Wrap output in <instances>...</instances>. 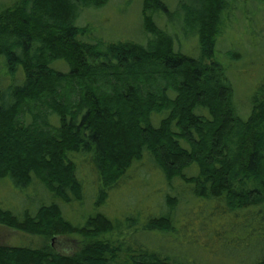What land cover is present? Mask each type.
I'll return each instance as SVG.
<instances>
[{
    "label": "trees",
    "instance_id": "trees-1",
    "mask_svg": "<svg viewBox=\"0 0 264 264\" xmlns=\"http://www.w3.org/2000/svg\"><path fill=\"white\" fill-rule=\"evenodd\" d=\"M109 1L15 0L0 8V182L40 184L53 199L21 217L0 209V225L47 239L80 238L73 254L0 245V264H192L187 241L178 255L135 247L115 239L122 221L97 213L76 226L63 214L61 204L92 205L96 184V206L124 194L148 163L162 188L181 190L183 182L199 205L214 203L224 219L200 214L185 193L167 195L166 212L150 218L145 232L177 238L176 209L188 200L194 218L243 223L241 235L244 221L255 222L258 253L250 264H264V80L243 119L231 66L217 58L236 0H185V31L197 37V55L177 50L157 24L155 14L170 15L164 0L143 1L146 44L82 40L89 30L76 25L81 9ZM187 169L198 173L187 176ZM124 222L136 224L133 216Z\"/></svg>",
    "mask_w": 264,
    "mask_h": 264
},
{
    "label": "rangeland",
    "instance_id": "rangeland-1",
    "mask_svg": "<svg viewBox=\"0 0 264 264\" xmlns=\"http://www.w3.org/2000/svg\"><path fill=\"white\" fill-rule=\"evenodd\" d=\"M14 1L0 0V8L10 6ZM143 1L110 0L101 8H82L76 25L87 28L89 32L81 39L105 45L118 41H137L146 44L150 36L145 33L143 27ZM164 2L168 5L170 15L155 14L157 24L174 38L177 50L185 48V53L197 55V37L193 35L187 37L185 31L183 10L186 1ZM235 2L239 10L234 15L232 12L228 28L224 27L223 34L219 37L217 58L225 66H231L228 75L230 74L236 88L234 103L239 116L246 119L250 114L249 100L258 83L264 80V4L261 3L260 7L257 0ZM62 69L67 71L66 67ZM151 167V163H148L144 172L138 175L139 179L135 184L120 191H125L124 194L116 197L110 194L103 205L96 206L99 189L97 184L95 187H98L97 190L91 195L92 205L91 202H87V206L79 202L61 204L65 218L76 226H82L89 216L103 213L113 220L123 222L122 232L120 236L116 234L115 239L123 238L132 246H144L158 252L164 249V252L178 255L182 253L180 247H184L187 241L189 242L187 251L191 253L187 254L192 264H250L256 259L258 227L255 222L244 221L247 227L244 235H241L238 231L243 228L240 227L243 223L236 224L237 228L233 223L225 227L222 224L208 223V220L203 221L200 217L194 218V214L198 213L194 211V214L192 212L189 214L191 206L189 201L184 199L179 202L175 214L176 227L180 231L177 238L159 237L161 233L158 231L150 233L151 235L145 232L143 229L150 218L166 212L163 202L167 195L180 197L185 193L192 197L193 207L199 209L202 207L200 214L203 212L212 215L215 222L224 219L220 213L221 209L214 207V203H209L207 207L199 205L182 181L181 190L177 187L174 191L169 187L162 188L161 181L151 176ZM185 172L187 176L198 173L195 169H187ZM52 202V195L45 193L40 184L18 187L9 178L0 182V209L9 210L17 216L21 217L25 211L36 213L42 204L50 205ZM128 216H133L136 220L135 225L131 227L126 225L124 221ZM53 239L30 235L0 225V245L34 249L48 246L61 254H73L78 250L80 238L77 236L58 237L54 241ZM167 241L170 243L167 244ZM191 241H194V244L190 245ZM171 244H174L175 249L168 248Z\"/></svg>",
    "mask_w": 264,
    "mask_h": 264
},
{
    "label": "water",
    "instance_id": "water-1",
    "mask_svg": "<svg viewBox=\"0 0 264 264\" xmlns=\"http://www.w3.org/2000/svg\"><path fill=\"white\" fill-rule=\"evenodd\" d=\"M55 240V238L53 239V241Z\"/></svg>",
    "mask_w": 264,
    "mask_h": 264
}]
</instances>
